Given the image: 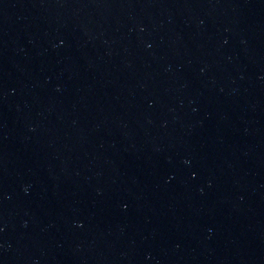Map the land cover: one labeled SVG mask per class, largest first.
I'll list each match as a JSON object with an SVG mask.
<instances>
[{
	"label": "water",
	"instance_id": "obj_1",
	"mask_svg": "<svg viewBox=\"0 0 264 264\" xmlns=\"http://www.w3.org/2000/svg\"><path fill=\"white\" fill-rule=\"evenodd\" d=\"M0 264H264V0H0Z\"/></svg>",
	"mask_w": 264,
	"mask_h": 264
}]
</instances>
